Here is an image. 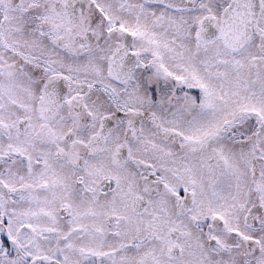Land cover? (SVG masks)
Returning <instances> with one entry per match:
<instances>
[{
  "label": "snow or ice",
  "instance_id": "6c2138e0",
  "mask_svg": "<svg viewBox=\"0 0 264 264\" xmlns=\"http://www.w3.org/2000/svg\"><path fill=\"white\" fill-rule=\"evenodd\" d=\"M0 264H264V0H0Z\"/></svg>",
  "mask_w": 264,
  "mask_h": 264
}]
</instances>
